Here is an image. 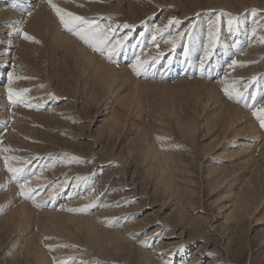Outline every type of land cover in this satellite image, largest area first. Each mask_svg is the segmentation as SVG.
<instances>
[{
	"label": "rangeland",
	"instance_id": "rangeland-1",
	"mask_svg": "<svg viewBox=\"0 0 264 264\" xmlns=\"http://www.w3.org/2000/svg\"><path fill=\"white\" fill-rule=\"evenodd\" d=\"M25 1L0 0V264H34L27 254L41 247L48 264H264V128L252 114L264 108V0H52L112 25L114 38L123 41L111 62L86 45L126 78L109 93L82 73L72 53L54 47L48 28L31 29L29 13L47 0ZM8 11L20 14L15 31ZM207 23L213 30L205 34ZM200 29L202 50L191 54L186 40ZM60 30L72 35L61 24ZM164 38L174 40L167 47ZM250 41L260 55L248 60L243 53ZM148 46V63L134 71L135 56ZM233 84L245 93L239 102L223 91ZM9 89L29 91L13 103ZM225 108L238 111L233 125L243 130L237 136L221 115ZM111 116L119 123L108 130ZM252 123L253 132L244 130ZM148 145L174 156L177 190L164 188L149 170ZM235 150L249 156H232ZM8 167L25 174L13 179ZM40 174L45 183L35 180ZM218 177L225 182L215 190ZM25 180L35 189L31 200L19 195ZM230 184L235 196H250L246 214L235 219L227 214L231 198L221 194ZM11 188L26 216L13 213ZM48 188L55 195H47ZM74 217L93 218L101 231H121L128 240L119 251L110 246L100 253ZM142 249L152 262L140 258Z\"/></svg>",
	"mask_w": 264,
	"mask_h": 264
},
{
	"label": "bare ground",
	"instance_id": "bare-ground-1",
	"mask_svg": "<svg viewBox=\"0 0 264 264\" xmlns=\"http://www.w3.org/2000/svg\"><path fill=\"white\" fill-rule=\"evenodd\" d=\"M25 1V0H23ZM25 3H27V0L25 1ZM52 3H55V5L59 8L62 9V7L59 6L60 2H54L52 1ZM66 3V2H65ZM42 4V3H41ZM62 4V3H61ZM60 4V5H61ZM72 4V3H71ZM45 5V4H44ZM49 4L43 6L42 8L39 7L36 3V6H38L40 9L38 10L37 8V11L33 12V13H29V16L28 19L30 18V20H28L31 24H33L32 26H29L31 27V29L33 28H39L40 26H44L46 29L48 28L49 32H48V35L50 34L51 36V40L54 42V47H56L55 45H57V47H62L67 53L69 52V54L74 56V60H77V62L80 64L81 66V70H82V73L85 74L89 79L91 78L92 81H95L96 84H98V86L100 87V89L102 88V90H104V93L105 91H107L108 93L111 92L114 88V85H115V82L116 80L122 78L123 80L126 79L124 78L122 74V76L118 75L117 73V69H115L114 67H112V65H108V64H105L101 59H98L92 52V50H90L84 43L80 42L79 40H77V38H74V37H71L70 35H67L65 32H62L60 30V21L57 17V15L55 14V12L52 10L51 7L48 6ZM23 6V5H22ZM62 6V5H61ZM25 7V6H23ZM35 7V6H34ZM28 8V6H27ZM71 10V8H69ZM29 11V10H28ZM69 11V10H68ZM73 11V10H71ZM70 11V12H71ZM4 16V15H3ZM7 17H11L13 18L12 20L14 21L11 25H9V28L12 29V31H15V29L19 28V26H17L16 24L19 22V17H20V14L16 13V12H11V11H8L6 13V18ZM25 23V22H24ZM23 23V24H24ZM15 24V26H14ZM21 23H19L20 25ZM208 24V23H207ZM26 25V24H25ZM17 26V27H16ZM28 26V27H29ZM29 27V28H30ZM205 31L207 33H210L213 28L208 24V25H205ZM204 27L202 29H204ZM41 30V29H40ZM37 32V30H35ZM43 31V30H42ZM45 32V31H44ZM196 32V31H195ZM194 32V33H195ZM201 29L198 30L196 33H195V39L193 38V40H190L189 38L186 40V45L188 44L189 47H190V53L191 54H195L197 53L199 50H202L200 49L201 48V44H202V37H201ZM35 33V32H34ZM40 33V32H39ZM42 33V32H41ZM46 33V32H45ZM44 33V34H45ZM34 35V34H33ZM140 37V36H139ZM166 38V37H165ZM164 38V42L163 45L164 46H169L170 43L172 42V38L170 39H165ZM172 39V40H171ZM205 40V39H204ZM203 40V41H204ZM175 43V42H174ZM173 43V44H174ZM251 41L249 42V47L247 49V51H245L243 53V57L245 59H253V58H256L260 55V49L257 48L258 45H252L250 44ZM169 44V45H168ZM172 44V43H171ZM254 44V43H253ZM203 45V44H202ZM225 46V50L227 49H230L232 48V45L231 46H228L227 44H224ZM127 47H129L127 45ZM149 47V46H148ZM206 50V49H205ZM209 51V50H208ZM152 48L149 47V50L147 51V53H144V55L141 57L140 55H136V59L134 60V62H136L137 60V57L140 58V60H144L146 58H149V56H151L152 53ZM5 54V53H4ZM3 55V54H2ZM5 56V55H4ZM72 56V57H73ZM153 56V55H152ZM5 58V57H4ZM103 59V58H102ZM172 59H174V56L173 54H171L169 56V61H171ZM149 60V59H147ZM252 62V61H251ZM248 63V62H247ZM76 66V65H75ZM262 66L264 67V62H262ZM123 71V69L121 70ZM120 71V73H122ZM80 72V71H79ZM119 72V71H118ZM82 74V75H83ZM3 76V75H2ZM122 80V81H123ZM252 80V79H251ZM125 81V80H124ZM89 82V81H88ZM91 82V81H90ZM94 82V83H95ZM253 82V81H252ZM264 85V82L262 83ZM260 85V82L256 81V87H258ZM255 87V91L253 92V95H255L256 93H258L257 91V88ZM215 88V87H214ZM100 91V90H99ZM215 91V90H214ZM101 92V91H100ZM102 93V92H101ZM216 93V92H215ZM93 100L92 101H95L98 97V95L96 94V92L93 91ZM212 97V96H211ZM90 98V97H89ZM216 98V97H214ZM122 103V100L121 102ZM124 103V101H123ZM250 103V102H249ZM224 105V104H223ZM230 106V105H229ZM259 108V106H258ZM226 111L224 113H221L222 117L224 119H228L229 117V124H230V127L233 128L232 129V134L233 136H237V134H239V131L243 130V128H241L239 126V128L241 130H239V128H235V120L237 119L238 117V111L237 109H233V113H231L228 109V108H225ZM215 113V112H214ZM215 115V114H214ZM213 116V119L216 121H218V116ZM242 117V116H241ZM212 119V120H213ZM213 120V121H214ZM252 120V119H251ZM212 121V122H213ZM250 121V120H249ZM211 122V123H212ZM214 122V123H215ZM238 122V121H236ZM248 122V121H247ZM254 122V121H253ZM119 123V120H118V117H114V116H111V118L109 117L108 119V130L110 129H113L115 126H117V124ZM217 123V122H216ZM244 123V122H243ZM246 123V122H245ZM250 124V122H248ZM229 124H227L229 126ZM234 124V125H233ZM246 125V124H245ZM252 125H254L253 123L251 125H246L247 127L244 129L246 131H250V132H253L254 131V128ZM9 126V125H8ZM255 126V125H254ZM184 130L185 131H190L189 129V125H184ZM244 127V126H243ZM116 128V127H115ZM182 128V127H181ZM244 132V131H243ZM242 133V131H241ZM10 134V133H9ZM231 134V133H230ZM252 135V133H251ZM258 132H254L253 134V137H258ZM232 136V137H233ZM246 136V135H245ZM263 136V135H262ZM252 137V138H253ZM253 140V139H252ZM231 143V142H230ZM232 145L235 147L239 146H247V144L243 143V142H236V141H232ZM250 145V144H248ZM248 147V146H247ZM250 147V146H249ZM254 148V147H253ZM7 150V148H6ZM9 150V149H8ZM262 150H260V157L261 159L264 160V151L261 152ZM231 152V151H230ZM236 152H241L239 153L240 156L241 154L243 155L244 154V158L245 156H249L248 153H247V150L244 151V150H240V151H233L232 153V156L238 153ZM236 153V154H235ZM238 154V155H239ZM237 155V156H238ZM143 156L144 158H146V160H151L150 163H151V168H149V170L151 169V173L155 174L157 176V180L159 181V183L161 185H163L164 188H168V189H172L174 188L175 190H177V188L179 186H177V184L175 183V179L177 178V175H176V171H177V164H176V161L174 159V156L169 153V152H165L163 150H160V148H158L157 146L155 145H148L147 147L144 148V152H143ZM228 156V155H226ZM226 156H223L224 158ZM231 158V155H229ZM218 157V156H217ZM222 157V158H223ZM219 158V157H218ZM253 159V158H252ZM253 161V160H252ZM256 162V160H255ZM244 163V162H243ZM254 164V163H253ZM247 165V164H246ZM257 166V165H256ZM262 169V168H261ZM154 171V172H152ZM209 175L211 173L214 174V170L212 168L209 169ZM217 172V171H216ZM208 173V172H207ZM45 174V173H44ZM44 174H40L39 177L37 176V178L35 177V180L37 182H40V183H45L46 180H47V177L44 176ZM224 176V175H223ZM216 177V175H215ZM225 177V176H224ZM233 177V176H232ZM79 178V177H78ZM229 178V177H227ZM226 179V177H225ZM233 180V179H231ZM225 182V181H224ZM223 180H220L219 177L218 178H213V183L215 184L214 186L217 187L215 188L218 189V187H220V184H223L224 183ZM230 182H228L229 184ZM45 185V184H43ZM212 186V185H211ZM249 186V185H248ZM252 186V185H251ZM8 188V186H7ZM49 189V188H48ZM54 188L53 189H49L48 192H47V195H52L55 193L53 192ZM56 190V189H55ZM59 190V189H58ZM214 190V188H213ZM241 192V191H240ZM249 192V191H248ZM18 193V192H17ZM58 193V192H57ZM221 193V192H220ZM251 193V192H250ZM5 194V193H4ZM221 194H223V196H225L224 194H227L228 196L226 198H231L229 201L230 205L231 206V211H236V215H232V212H228L227 214H229V216L233 217H238V214H241V212H245L243 214H246V211L248 209V205H249V201H248V198L250 197L248 195V197L246 196H240V195H237L236 196L234 195V192H232L231 190V184L229 186V188H226L225 191H223ZM243 194V193H242ZM248 194V193H247ZM8 195L10 198H13L16 196V192H15V188H11V190L8 192ZM45 195V196H47ZM220 195V194H219ZM246 195V194H244ZM222 196V197H223ZM20 197V196H19ZM18 196L15 197L16 200L13 201L14 202V207H15V210L13 211V213H19L23 216H26L27 213L25 212V206H24V202H22V198H19ZM48 197V196H47ZM221 197V196H220ZM224 197V199H225ZM19 198V199H18ZM52 198V196H51ZM54 198V197H53ZM252 198V197H251ZM250 198V199H251ZM249 199V200H250ZM21 200V201H20ZM254 200V198H253ZM12 202V201H11ZM12 202V203H13ZM251 206H253L251 204ZM250 206V207H251ZM227 210V209H226ZM255 210V209H254ZM229 211V210H228ZM241 211V212H240ZM240 212V213H238ZM225 214V215H227ZM262 214V213H261ZM241 216V215H240ZM234 218V217H233ZM226 219V218H225ZM235 219V218H234ZM74 220L76 222V229H78L79 231H84L87 235V237L89 239L92 240V243L97 247L98 251L100 253H104V251H106V249H108V247H112L114 251H119L120 249H122V246L121 244L123 242H127L128 239H126L123 234L121 233V231H113L111 233H107L106 231H101L100 229V225L99 223L97 224V222L91 218V219H87V220H78L77 217H74ZM14 226V225H13ZM102 228V227H101ZM69 235H72V233H69ZM27 237V236H26ZM25 237V238H26ZM15 245V243H13V246ZM42 248V247H41ZM41 248H34L35 250L33 251H30L28 252L27 256H30L32 255L33 257V260H34V264H48L49 260H48V257L47 255L42 251ZM138 254L140 256V258H143V261L144 262H150L152 258H150V254L146 253V251H144L143 249L142 250H139L138 251ZM28 262L27 260H25V262L23 263H26ZM152 262V261H151ZM16 264H20V262L17 260V263ZM146 264V263H145Z\"/></svg>",
	"mask_w": 264,
	"mask_h": 264
},
{
	"label": "snow or ice",
	"instance_id": "snow-or-ice-1",
	"mask_svg": "<svg viewBox=\"0 0 264 264\" xmlns=\"http://www.w3.org/2000/svg\"><path fill=\"white\" fill-rule=\"evenodd\" d=\"M47 2L49 3L50 7L57 15L61 26L66 31L71 33L73 36L77 37L85 45L92 48L93 51L98 52L101 55H104L105 58L108 59L110 62L112 61L113 53H115L118 49H120L123 46L122 40L114 38L115 30L112 25H107V26L101 25L95 21L88 20L85 17L75 15L71 12H67L64 9L57 7L55 4L52 3V0H47ZM169 23H171V21H169ZM123 27L127 28L129 26L125 24ZM109 33H112V35L110 36ZM23 35L26 40L39 43L38 40H35L34 37L28 35L27 33H24ZM124 39L126 40L127 37H124ZM153 59L155 60V58ZM147 63H148L147 61L140 60V58L137 57L136 62L132 65L133 70L138 72L139 69L143 68ZM232 63L233 66L237 64L236 61H233ZM12 79L13 77L11 76V74H9V81L11 82ZM27 91L29 90L23 89L20 90V92H13V90L9 89L10 101L15 103L16 101L12 100V97L13 96L21 97L22 94ZM223 91L225 95L228 96L229 99H234L237 102H239L245 96V93L239 91L236 88L235 84L226 85L223 88ZM252 114L255 118L258 119L260 127L264 128V108L254 109ZM8 159L9 158H5L6 167H7ZM72 159H76V158L72 157ZM8 171L12 173L13 179H18L21 174H25L24 168L8 167ZM34 192L35 189L27 187L26 180L24 181V183L20 184V191H19L20 196L31 200L33 199ZM36 206L40 207V205H36ZM67 211H84V209H67ZM106 226H110V225L106 224ZM142 243H146V242H142ZM60 264H66V262L61 261Z\"/></svg>",
	"mask_w": 264,
	"mask_h": 264
}]
</instances>
